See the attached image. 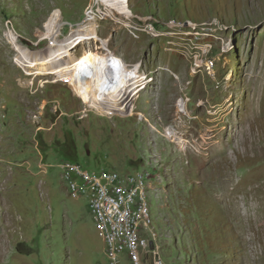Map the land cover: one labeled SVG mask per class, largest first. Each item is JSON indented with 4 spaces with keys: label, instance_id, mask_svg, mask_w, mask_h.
Masks as SVG:
<instances>
[{
    "label": "rangeland",
    "instance_id": "obj_1",
    "mask_svg": "<svg viewBox=\"0 0 264 264\" xmlns=\"http://www.w3.org/2000/svg\"><path fill=\"white\" fill-rule=\"evenodd\" d=\"M125 1L0 0V264H110L88 198L61 177L67 159L153 176L166 262L264 264V0ZM84 22L95 36L71 47L78 74L138 64L132 113L15 61L6 31L45 55L57 23L61 41Z\"/></svg>",
    "mask_w": 264,
    "mask_h": 264
},
{
    "label": "built area",
    "instance_id": "obj_2",
    "mask_svg": "<svg viewBox=\"0 0 264 264\" xmlns=\"http://www.w3.org/2000/svg\"><path fill=\"white\" fill-rule=\"evenodd\" d=\"M60 81L68 84L67 77ZM60 168L69 195L88 198L110 264H119L124 252L129 264H171L164 259L160 235L153 226L149 201V180L153 176L147 170L92 172L71 159Z\"/></svg>",
    "mask_w": 264,
    "mask_h": 264
},
{
    "label": "bare ground",
    "instance_id": "obj_3",
    "mask_svg": "<svg viewBox=\"0 0 264 264\" xmlns=\"http://www.w3.org/2000/svg\"><path fill=\"white\" fill-rule=\"evenodd\" d=\"M55 12L59 14V10L53 11L51 16ZM58 17H60V15ZM57 24L58 25L54 28V34H51V38L53 37L54 39H52V43L49 42L51 45L47 47L48 52L45 55L41 52L30 54L33 51L30 52L27 48L18 44L16 36L12 31H6L8 39L18 52L14 58L15 61L20 63L27 73H34L37 75L56 71V76L58 78L67 77L74 92L86 98L88 106L104 111L107 115L115 114L116 112L123 115L125 113H132L135 107L134 99L138 95V92L146 85L145 75L138 74L137 72L138 64H135L132 69H129L121 58H115L116 64H114L115 66L109 71L111 74L107 73L111 77L110 80L90 70L84 73L81 70L78 74V60L71 54V47L79 43L83 39V36H85L84 34L95 36V31L90 27L89 31L86 33L87 26L89 25H85V22L80 23L75 30L76 33L66 36L64 38L65 41H60L58 38H55L56 36L54 37V35H57V29L60 26L59 23ZM51 38L49 39L51 40ZM66 54L69 55L68 60L70 61H64L63 58L68 56ZM85 64L86 61L80 60L78 68L83 69ZM96 68H98V66ZM126 104H128L129 107L126 108ZM143 118L147 119L144 116ZM174 139H176V137H174ZM179 139L180 138L177 137L176 140L178 145L182 148L183 142Z\"/></svg>",
    "mask_w": 264,
    "mask_h": 264
},
{
    "label": "clouds",
    "instance_id": "obj_4",
    "mask_svg": "<svg viewBox=\"0 0 264 264\" xmlns=\"http://www.w3.org/2000/svg\"><path fill=\"white\" fill-rule=\"evenodd\" d=\"M126 1H128V0H126ZM126 1H125V2H126ZM126 3H127V2H126Z\"/></svg>",
    "mask_w": 264,
    "mask_h": 264
},
{
    "label": "trees",
    "instance_id": "obj_5",
    "mask_svg": "<svg viewBox=\"0 0 264 264\" xmlns=\"http://www.w3.org/2000/svg\"><path fill=\"white\" fill-rule=\"evenodd\" d=\"M72 160V159H71Z\"/></svg>",
    "mask_w": 264,
    "mask_h": 264
}]
</instances>
